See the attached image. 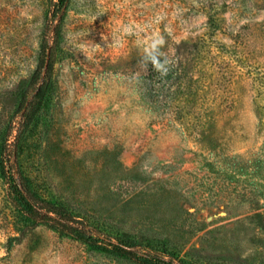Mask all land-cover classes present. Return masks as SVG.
<instances>
[{
  "label": "rangeland",
  "instance_id": "rangeland-1",
  "mask_svg": "<svg viewBox=\"0 0 264 264\" xmlns=\"http://www.w3.org/2000/svg\"><path fill=\"white\" fill-rule=\"evenodd\" d=\"M51 18L0 0V264H145L32 217L20 174L141 253L264 264V0H68L24 129Z\"/></svg>",
  "mask_w": 264,
  "mask_h": 264
},
{
  "label": "trees",
  "instance_id": "trees-1",
  "mask_svg": "<svg viewBox=\"0 0 264 264\" xmlns=\"http://www.w3.org/2000/svg\"><path fill=\"white\" fill-rule=\"evenodd\" d=\"M67 1L68 0H51L52 22H48L45 26V38L42 43L43 55L40 58L37 69L33 73L30 83V86L34 87V89L31 95L28 94V90L24 91L20 102L24 129L28 128L36 114L40 111L43 101L50 91L52 85V67L54 64V47L48 43L47 37L50 30H52L55 35L60 34L62 28L61 22L57 23L54 27H52V23L66 7ZM215 20L216 17L210 15V23L213 25L216 24ZM146 58L148 63L152 64L157 60V55L149 54ZM20 133H22V131ZM7 140L8 137L4 139L1 146L2 153L3 151L6 153L8 148ZM19 141L20 140L17 141L16 147ZM13 156H18L17 149L13 151ZM2 172L5 176H8L4 163H2ZM12 182L15 189L19 192L25 209L32 217L52 227L66 231L70 235L94 247L116 256L136 258L145 264H197L181 258L178 255H171L170 258H166V252L157 255L141 253L138 250L139 243L137 241L126 240L124 238L116 239L109 233L98 229L90 221L76 216L68 207L53 202L35 191L26 176L20 174L18 183L16 182L15 175H12ZM175 260H177V262H175Z\"/></svg>",
  "mask_w": 264,
  "mask_h": 264
}]
</instances>
